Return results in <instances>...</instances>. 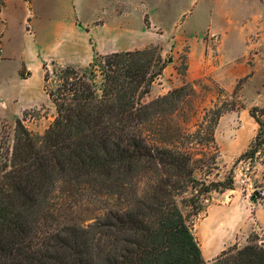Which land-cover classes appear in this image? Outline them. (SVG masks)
Masks as SVG:
<instances>
[{"label": "trees", "instance_id": "16d2710c", "mask_svg": "<svg viewBox=\"0 0 264 264\" xmlns=\"http://www.w3.org/2000/svg\"><path fill=\"white\" fill-rule=\"evenodd\" d=\"M163 66L150 45L102 55L99 88L86 70L64 68L45 90L56 111L47 128L36 133L15 120L0 167V264H264V234L204 260L183 209L196 215L212 192L233 189L232 170L220 175L214 137L233 108H205L180 145L148 140L142 128L175 111L185 94L182 85L143 101ZM256 109L249 114L263 126ZM190 144L201 150L183 147ZM83 189L122 205L86 226L60 223L64 204Z\"/></svg>", "mask_w": 264, "mask_h": 264}, {"label": "rangeland", "instance_id": "374dc122", "mask_svg": "<svg viewBox=\"0 0 264 264\" xmlns=\"http://www.w3.org/2000/svg\"><path fill=\"white\" fill-rule=\"evenodd\" d=\"M71 1L0 0V167L11 147L17 118L21 119L28 130L36 133H42L53 120L55 107L45 90L57 85L62 69L86 70L95 88H99L100 60L107 53L94 52L87 64L79 62L80 59L76 57L77 49L68 52L64 50L65 52H61L62 57L43 59L47 51H52L57 46L50 33L52 23L63 22L73 16ZM127 4L129 3L125 0H99L94 3L86 0L78 9L79 19L92 21L98 16L108 18L115 7L120 17L128 11L124 9L128 8ZM184 4L156 8L160 15L154 19L159 23L153 26L144 13V24L141 26L149 29L144 42L134 41L128 33V29L140 28L139 23L142 20L139 19V14H131L129 19L123 20L128 24H122L118 19L117 24L110 27L117 30L112 43L116 44L119 51L132 50L135 43L142 45L151 42L145 47L156 45L164 61L161 73L154 78L150 91L143 97L144 102L185 85V94L176 110L159 115L154 123L142 128L148 140H154L161 145H180L177 143L179 136L195 130L205 108L220 106L222 103L226 104L223 107L233 108L221 115L224 125L221 123L220 126L218 121L214 130L219 149L217 164L220 175L232 170L233 189L223 193L212 192L203 211L196 215H190L183 209L199 242L203 258L209 263L226 247L242 246L252 239L263 238L264 234V212H221L229 203L239 205L240 198L247 202L256 201V198L251 199L254 192L255 197L264 194L261 192L264 188V114L261 115L264 112V2L244 0L242 7L239 4L237 16L225 25L229 29V37L225 40H220L219 35L210 36L206 33L198 41L183 39L186 35L182 28L188 27L191 20L188 15L182 24L184 27L180 25L185 18L182 19L181 14L187 11ZM140 10L144 12L143 9ZM30 19L33 21L31 24ZM73 26L85 30L90 27L84 26L78 20H74ZM26 27L33 31L38 45L44 47L43 50L30 47V51H36L41 60L38 66L32 62L30 69L19 62L23 51L30 44H35L28 39ZM107 30L106 26L101 28V37L97 39L102 49L108 48L105 45L108 44L105 37ZM75 36L79 41L83 39L86 47L88 42H92L91 36L86 33ZM193 44L200 47L196 49L192 47ZM91 62L93 68L89 67ZM190 68L198 74L196 79L188 75ZM46 72L48 77L45 82L43 77ZM253 106L257 108L255 113L263 121V126L256 122L250 133L245 135V130L243 131L236 117L230 114L237 113L239 120L243 121L251 116L249 109ZM249 146L257 150L252 156L249 153L244 154L250 149ZM183 147L192 151L201 150V146L196 144ZM234 195L236 197L231 198ZM121 205L122 202L114 195L83 189L75 195V201L64 204L59 220L60 223L71 222L86 226L109 209ZM219 224L222 227L215 233L217 238L211 240L214 247L203 244L198 234H202L206 226L214 231Z\"/></svg>", "mask_w": 264, "mask_h": 264}, {"label": "crops", "instance_id": "0c3cea01", "mask_svg": "<svg viewBox=\"0 0 264 264\" xmlns=\"http://www.w3.org/2000/svg\"><path fill=\"white\" fill-rule=\"evenodd\" d=\"M84 1L86 0H72L71 5L73 16L66 21H55L52 23L50 33L52 34L53 41L55 40L57 42V46L52 51H47V54L44 56L43 59L62 57V53L65 52L64 50H67L68 52L69 50L77 49L76 57L80 59L79 62L82 64H87L91 60L94 52L108 53L112 51H119L116 44L112 43V41L115 40L114 37H116L117 30L111 29L110 27L111 25H116L118 19L122 24H128L125 23L123 20L129 19L131 14L135 16L139 14V19L142 20V15L145 13V15L148 17V21H150V24L153 26L154 24L159 23L158 20L154 19V17H159L160 15L157 10H155L156 8L177 7L184 3L187 8V11L181 14V18H185L183 19L182 23L180 22V25H182L186 21V16L189 15L188 17L191 19L188 23V27L182 28L185 31L184 32L182 30V32H184L186 35L183 38L184 40L186 39L188 41H198L199 39H201V37L203 38V35L206 33H208V35L210 36L214 34L219 35L220 40H225L229 37V29L225 25H228L231 22L232 18L233 20L235 19V17L237 16L236 10L239 4L240 7H242L241 4L244 2V0H125L129 4H127L128 8H124L128 10L124 13V15L118 17L116 13L117 7H115L114 11L108 16V18H99L98 16L99 19L97 18L96 20L92 21H84L79 19L80 11L78 10L82 6ZM98 1L99 0H87L88 3H94ZM262 1L264 2V0ZM140 9H143L144 12L142 13V10ZM152 9H154L155 11L153 10V12H151ZM0 19L2 20L1 17ZM74 20L80 21L82 24H84V26L89 25V29H77L75 26H73ZM31 21L32 20L30 19V24ZM143 24L144 23L142 20V23H139L140 28L135 30L128 29V33L131 38L138 43L141 41L144 42L146 40V33L149 31L146 26L144 28L141 26ZM104 26H106L108 29L105 33V37H107L108 39V44L105 45L108 48L102 49L97 43V39L101 37L100 31L101 28H103ZM28 28L26 27L25 33L28 36V39H31L32 43L35 44H30L27 49L23 51L20 56L19 62H22L24 65H26V67H28V69H30L32 62H34L35 65L37 64L38 66L41 61L40 58L37 56L36 51H30V47L35 46L36 49L41 50H43L44 47L38 45L39 42L34 39L35 35L33 31L30 29L28 30ZM83 33H86L92 38V42H88L87 47L83 42V39L79 41L76 39L75 36L79 34L81 35ZM138 43H135L136 46L132 47L131 49L134 50L144 48L151 42L143 43L142 45H138ZM192 47L198 49L200 46L197 44H193ZM35 58L36 61H34ZM191 70L192 69L190 68L188 71V75H190L191 78L196 79L198 77V74H195ZM230 115H234L236 117L239 124L243 127V131L245 130V135L249 134V131H251L254 125L257 124L254 118H252L251 116L243 121H240V117L237 113ZM221 123L224 125L223 119L221 120L220 117V126L222 125ZM234 197L236 196H231V198ZM240 201V204L237 206H234L232 203H229L226 209L222 210L221 212H264V194L261 197H256V201L247 202L243 198H240ZM211 221L212 219L206 222V224L210 223Z\"/></svg>", "mask_w": 264, "mask_h": 264}, {"label": "bare ground", "instance_id": "6f19581e", "mask_svg": "<svg viewBox=\"0 0 264 264\" xmlns=\"http://www.w3.org/2000/svg\"><path fill=\"white\" fill-rule=\"evenodd\" d=\"M221 227H222V225L219 224V227L217 229H214V231H213L210 226H206L203 229L202 234H198L200 239L202 240V243L207 245V246H209V245L212 246L211 240L214 238H217V236H215V233L218 229L220 230ZM212 247H214V246H212Z\"/></svg>", "mask_w": 264, "mask_h": 264}, {"label": "water", "instance_id": "95a60500", "mask_svg": "<svg viewBox=\"0 0 264 264\" xmlns=\"http://www.w3.org/2000/svg\"><path fill=\"white\" fill-rule=\"evenodd\" d=\"M255 195H256V192L253 193V195L251 196V199L256 198Z\"/></svg>", "mask_w": 264, "mask_h": 264}, {"label": "built area", "instance_id": "2783aa9c", "mask_svg": "<svg viewBox=\"0 0 264 264\" xmlns=\"http://www.w3.org/2000/svg\"><path fill=\"white\" fill-rule=\"evenodd\" d=\"M261 192H264V188H263V190Z\"/></svg>", "mask_w": 264, "mask_h": 264}]
</instances>
